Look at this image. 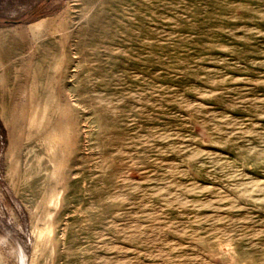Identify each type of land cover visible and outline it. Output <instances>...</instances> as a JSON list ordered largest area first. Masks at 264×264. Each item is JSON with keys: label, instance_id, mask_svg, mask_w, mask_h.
I'll list each match as a JSON object with an SVG mask.
<instances>
[{"label": "rangeland", "instance_id": "374dc122", "mask_svg": "<svg viewBox=\"0 0 264 264\" xmlns=\"http://www.w3.org/2000/svg\"><path fill=\"white\" fill-rule=\"evenodd\" d=\"M0 264H264V0H0Z\"/></svg>", "mask_w": 264, "mask_h": 264}]
</instances>
